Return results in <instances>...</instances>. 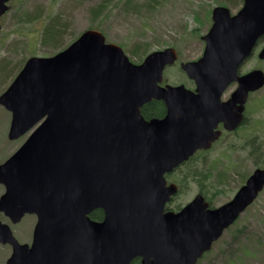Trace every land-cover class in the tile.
<instances>
[{"label":"water","instance_id":"obj_1","mask_svg":"<svg viewBox=\"0 0 264 264\" xmlns=\"http://www.w3.org/2000/svg\"><path fill=\"white\" fill-rule=\"evenodd\" d=\"M7 1L0 0V15ZM211 20L201 56L180 63L194 90L160 84L178 58L173 47L133 63L96 29L53 55L25 60L0 104L11 113L9 139L33 130L0 163V210L13 222L25 213L38 220L30 245L2 224L0 238L13 246L7 264H130L136 257L195 264L256 198L264 187L260 167L219 206L197 194L178 212L164 211L176 193L165 172L210 148L219 123L236 128L249 92L264 85L259 68L238 74L264 35V0H242L234 14L216 5ZM257 56L264 58V43ZM232 82L236 88L221 100ZM152 99L165 103L164 117L142 116ZM96 208L101 221L88 216Z\"/></svg>","mask_w":264,"mask_h":264},{"label":"rangeland","instance_id":"obj_2","mask_svg":"<svg viewBox=\"0 0 264 264\" xmlns=\"http://www.w3.org/2000/svg\"><path fill=\"white\" fill-rule=\"evenodd\" d=\"M125 1L9 0L7 11L0 16V59L5 58L14 64L20 58L24 61L32 55L49 56L55 53L58 48L42 44L44 31L41 30L51 16L58 14L62 20L67 21L63 35L61 33L62 43L58 47H66L89 25L101 30L106 42L121 46L128 56L132 43L136 41L149 43L147 53L173 47L178 52V59L176 64L164 70L165 77L168 76L166 82L182 83L191 87L186 84L189 79L178 69L179 62L200 57L204 47L201 36L212 23L213 7L224 5L231 13H235L242 3V0H160L148 8L139 6L145 0H132L135 7L139 8L127 11L124 9ZM99 3H105L104 12L93 19L92 6ZM37 5L44 10L41 16L23 21L21 13ZM258 49L259 47L255 54L240 66L241 72L253 68L264 71V59L257 57ZM144 56L140 60L131 56V61L138 63ZM22 63L19 60L18 66L14 67L7 65L5 60L0 61V92L8 85ZM252 95L246 123L230 139L219 142L203 156L205 164L211 169V174L203 182L204 194L206 192L205 196L213 206L230 200L256 166L264 168V86ZM10 116V112L0 105V163L17 149L29 134L27 132L16 139H9L7 131ZM250 139L258 143L254 145L258 151L256 156L249 153L252 141ZM196 160L200 166L198 160L202 158ZM197 190V182L188 180L184 189L174 198L173 204L182 207L194 198ZM2 191L0 186V194ZM33 221L31 215H25L21 219L16 230L20 240L30 241ZM238 229L243 231L234 236L233 232L236 235ZM199 264H264V188Z\"/></svg>","mask_w":264,"mask_h":264},{"label":"trees","instance_id":"obj_3","mask_svg":"<svg viewBox=\"0 0 264 264\" xmlns=\"http://www.w3.org/2000/svg\"><path fill=\"white\" fill-rule=\"evenodd\" d=\"M157 1H160V0H145V2L142 5H139L138 2H134V3L139 5L140 7L144 5L149 8ZM229 1H234V0H229ZM124 4H125L124 9L127 11L133 8H136L138 10L139 8V6L135 7L132 0H126ZM37 6L31 9L32 11L24 10L20 15L22 20L30 21L34 18L36 19L39 18L44 10L41 8L40 5H37ZM104 7H105V3H99V4L92 6L93 19L102 15V13L104 12ZM66 24H67V21L65 22L64 20H62L58 14H56V16H51L47 20V22L44 24L41 30V32L44 31V40H42V44L49 45L52 48H58V50L62 49L58 46L62 43L61 37L63 36H61V33L63 35V32H64L63 29L66 27ZM87 28H93V26L89 25ZM259 42H264V35L260 37ZM148 45L149 43L146 41H136L132 43L129 49V54L131 56H134L137 60H140L142 56L147 53ZM4 60L6 61L7 65L11 64L14 67L18 66L19 60L20 62L21 61L23 62V58H20L17 62H14V64L10 60H7L5 58L0 59V61H4ZM18 69L19 68H17V70ZM8 71H10L9 67H8ZM8 71L4 70L5 73H8ZM186 84L188 86L192 85V81L189 80ZM160 107H161L160 101L152 100L151 102L146 103L142 106L141 113L142 115H145V116L156 115V114H159ZM195 163H197L196 158L191 157L187 162L184 163L185 165L184 168L181 167L182 168L181 169L179 167L180 169L179 171L181 174L180 175L181 177L178 179V182L180 184L179 186L183 187L184 183L191 179L197 182L198 186L202 189V191H205L203 182L206 181L208 176L211 174V169L203 161H200V166L198 165L199 163L198 164H195ZM206 199L209 203L211 202L209 198H206ZM176 207L178 208V205ZM242 231H243L242 229H238L236 231V235H235V232H233V235L237 236ZM131 264H137V263L135 260H133Z\"/></svg>","mask_w":264,"mask_h":264},{"label":"flooded vegetation","instance_id":"obj_4","mask_svg":"<svg viewBox=\"0 0 264 264\" xmlns=\"http://www.w3.org/2000/svg\"><path fill=\"white\" fill-rule=\"evenodd\" d=\"M259 47V49H260V45H256L255 46V48H254V51H253V53H252V55L253 54H255V51H256V49ZM259 49H258V51H259ZM257 51V52H258ZM256 52V53H257ZM244 72H246V71H244ZM244 72H241V70L239 69V71H238V74H242V73H244ZM236 86H237V82H232L226 89H225V91L223 92V94H222V96H221V100H226V99H228L230 96H231V94H232V92L234 91V89L236 88ZM190 89L191 90H194V86H192V87H190ZM260 89V88H259ZM259 89H257L256 91H254V92H249V94H248V98H247V100H246V102H245V104H244V110H243V118H242V121L240 122V124L236 127V128H234V129H232V130H225L224 128H223V125L221 124V123H219L218 124V126H217V129L218 130H220L221 131V134H220V136L215 140V141H213L212 142V145L210 146V148H208V149H197L189 158H188V160L191 158V157H193V158H196V159H201L202 158V160H198V161H203V162H205L204 160H203V156H205L207 153H209V151L216 145V144H218L219 142H221V141H227L228 139H230V137H232L235 133H237V131L239 130V128H241V126L244 124V123H246V121H247V118H248V116H247V110H248V108H249V103L251 102V98H252V94H254V93H257L258 91H259ZM223 95H225L224 96V98H223ZM152 101V100H151ZM151 101H149V102H151ZM159 101V100H158ZM149 102H147V103H149ZM160 103H161V107H160V112H159V114H156V115H150V116H145V115H143V117L145 118V119H147V120H149V119H151V118H162V117H164L165 116V114H166V106H165V103L164 102H162V101H160ZM256 138V137H255ZM249 140V139H248ZM250 140H252L250 143H251V148H250V151H249V153L250 154H255V156H256V154H258V151H257V147L256 146H254V145H257L258 143H255V140L254 139H250ZM248 143H249V141H247ZM187 160V161H188ZM186 161V162H187ZM197 161V160H196ZM185 163V162H184ZM184 163L183 164H181V166H179L180 168L182 167V168H184L185 167V165H184ZM199 162H197V163H195V164H198ZM179 167H177L176 169H173V170H171L170 172H167V173H165L164 175H165V178H166V180H167V184H175L177 187H178V191L180 190V191H182L183 189H184V186H185V184H186V182L184 183V185H183V187H181V186H179L180 184H179V182H178V179L181 177L180 175V169H179ZM258 166H256L254 169H256ZM181 168V169H182ZM253 169V170H254ZM253 170H252V172H253ZM251 172V173H252ZM250 173V174H251ZM249 174V175H250ZM179 175V176H178ZM248 175V176H249ZM247 176V177H248ZM247 177H246V179H247ZM245 179V180H246ZM245 180H244V182H245ZM243 182V183H244ZM242 183V184H243ZM0 186L2 187V189H3V191H4V187H3V185H1L0 184ZM197 186H198V184H197ZM241 186V185H240ZM3 191H2V193H3ZM198 192L196 193V195L197 194H201L202 196H203V198H204V201L205 202H207V203H209L208 201H207V199H206V196H205V194L203 193L204 191H202V189L198 186V190H197ZM1 193V194H2ZM0 194V195H1ZM179 194V192H177V194H175V196H177ZM175 196H173V197H171L170 198V200L165 204V211H174V212H177L178 210H180V208L181 207H179V208H177L176 206L178 205V204H173V200H174V198H175ZM255 201V200H254ZM253 201V202H254ZM213 206L211 203H209V206ZM184 206V205H183ZM31 216H33V218H34V221H33V224H32V228H31V232H30V238H29V242H24V241H22V240H20V238L18 237V233H17V229H18V225H19V223H20V221H21V219L23 218H21L20 220H18V221H12L11 220V218L4 212V211H2V210H0V237H4V232H3V227H2V224H5V225H7L8 227H9V229H10V231H11V234H12V236H13V238L19 243V244H23V243H27V244H31V242H32V239H33V232H34V229H35V226H36V223H37V220H38V217H37V215H35V214H30ZM103 210L101 209V208H96V209H94V210H92L91 212H90V214H88V216H89V218H90V220H92V221H101L102 220V218H103ZM12 251H13V246H12V244L10 243V242H4V240L2 239V238H0V264H7L8 263V260H9V258L11 257V254H12ZM133 260H135L136 261V263L137 264H141V262H140V258H135V259H133ZM132 260V261H133ZM131 264V263H130Z\"/></svg>","mask_w":264,"mask_h":264}]
</instances>
